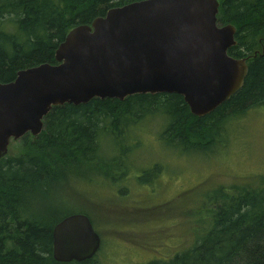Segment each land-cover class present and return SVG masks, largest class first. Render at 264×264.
Instances as JSON below:
<instances>
[{"label": "trees", "instance_id": "1", "mask_svg": "<svg viewBox=\"0 0 264 264\" xmlns=\"http://www.w3.org/2000/svg\"><path fill=\"white\" fill-rule=\"evenodd\" d=\"M136 1L143 0H0V83L13 82L20 70L57 64L56 50L71 29ZM219 1V25L237 28L238 45L229 54L249 64L244 86L205 117L193 115L176 94L53 108L38 137L13 141L19 142L20 153L0 159V264H63L52 256V232L70 214L53 203L61 191L75 197L74 183L89 185L93 175L117 183L116 175L125 172L124 179L128 170L131 174L127 163L134 149L127 148V141L133 128L153 127L147 117L158 123V130L162 125L160 140L177 146L181 155L206 153L208 161L215 151L226 154L229 122L264 106V0ZM151 165L131 177L151 186L163 162ZM214 196L216 208L209 210V228L198 244L170 262L147 264H264V178L258 186H235ZM96 258L68 264H95Z\"/></svg>", "mask_w": 264, "mask_h": 264}, {"label": "water", "instance_id": "2", "mask_svg": "<svg viewBox=\"0 0 264 264\" xmlns=\"http://www.w3.org/2000/svg\"><path fill=\"white\" fill-rule=\"evenodd\" d=\"M219 11V0H143L71 29L56 50L57 64L0 83V159L12 141L38 137L52 109L65 104L176 94L193 115L213 113L249 71L246 58L229 54L237 28L219 25ZM52 245L56 262L84 263L98 255L102 238L88 215L73 213L55 225Z\"/></svg>", "mask_w": 264, "mask_h": 264}, {"label": "rangeland", "instance_id": "3", "mask_svg": "<svg viewBox=\"0 0 264 264\" xmlns=\"http://www.w3.org/2000/svg\"><path fill=\"white\" fill-rule=\"evenodd\" d=\"M145 121L153 126L150 132L141 131V124L133 128L127 141V148L134 149L128 154L131 174L128 170L121 179L125 172L116 171L120 173L117 183L93 175L89 185L74 183L75 197L61 191L53 203L64 215L86 213L91 217L102 238L95 264L170 262L205 235L209 210L216 208L211 200L217 198L218 190L258 186L264 178V106L229 122L226 154L215 151L208 161L206 153L181 155L177 146L160 140L162 125L158 130V123L151 118ZM19 148V142H13L9 156L18 155ZM218 156H222L219 161ZM154 161H162L163 168L155 172L151 186L131 177L153 168ZM152 174L146 175L147 179Z\"/></svg>", "mask_w": 264, "mask_h": 264}, {"label": "flooded vegetation", "instance_id": "4", "mask_svg": "<svg viewBox=\"0 0 264 264\" xmlns=\"http://www.w3.org/2000/svg\"><path fill=\"white\" fill-rule=\"evenodd\" d=\"M18 141H19V140H18ZM12 142H13V141H12ZM12 142H11V143H12ZM10 146H11V144H10ZM9 149H10V148H9Z\"/></svg>", "mask_w": 264, "mask_h": 264}]
</instances>
